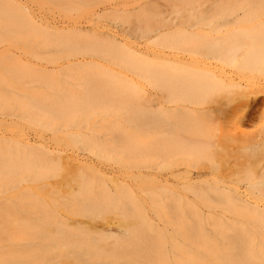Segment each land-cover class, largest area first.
<instances>
[{"label":"bare ground","instance_id":"1","mask_svg":"<svg viewBox=\"0 0 264 264\" xmlns=\"http://www.w3.org/2000/svg\"><path fill=\"white\" fill-rule=\"evenodd\" d=\"M184 1L154 0L139 8L150 13L139 12L130 29L146 38V46L127 44L130 38L125 32L120 38L112 30L99 29L95 22L101 16L98 12L86 21L87 25L58 26L36 19L24 5L0 2V42L9 37H34L50 43L52 35L64 56L56 67L64 72L78 73L99 66L103 58L117 59L159 88L146 98L148 108L125 113L136 128L146 129V146L142 149L141 144L122 138L118 144L119 150L146 157L147 164L137 175L147 183V191L138 181L125 179V172L113 168L108 171L94 158H84L79 152L67 155L42 142L20 140L26 151L42 146L50 152L51 161L76 164L80 174L69 190L72 201L66 208L70 215H58L52 228L46 227L47 215L35 222L16 217V232L5 233L2 224L7 217L1 216L0 237L38 239L25 242L21 254L16 252L21 249L11 244L9 251L15 249L18 256L30 257L32 262L26 259L30 264H44L50 250L69 252L76 264H264V208L258 203L264 199V163L245 178L238 176L236 169L221 177L212 175L216 164L204 171H195L190 164L196 155L223 149L219 138L212 135L215 129L229 126L228 135L248 156L264 143L262 137L242 130L239 118L251 117L250 113H256L264 101V86L260 87L258 80L253 79L250 87L242 81L245 72L264 71V0L213 3L183 20L173 12L178 8L176 3ZM118 12L108 8L101 13ZM181 42L195 44L184 51L174 49ZM0 66L4 70L0 71V80L12 83L20 78L21 68L15 62L3 61ZM85 85L86 91L81 94L68 89L66 95L57 94L50 100L49 95L35 91L28 100L16 103L39 122L80 120L102 108L107 92L113 93L105 81ZM217 90L231 93L232 107L223 110L204 105L209 93ZM3 91L0 103L12 105L14 99ZM124 101L119 96V102ZM242 105L247 107L245 112L239 110ZM38 163L19 152L12 155L0 151V176L37 179L46 175ZM240 181L255 201L241 195ZM214 206H225L248 221L239 224L240 220L231 217H227V223L218 220L212 234ZM108 210L115 211L116 217L99 224L85 225L74 218ZM15 252L0 258L6 260Z\"/></svg>","mask_w":264,"mask_h":264},{"label":"rangeland","instance_id":"2","mask_svg":"<svg viewBox=\"0 0 264 264\" xmlns=\"http://www.w3.org/2000/svg\"><path fill=\"white\" fill-rule=\"evenodd\" d=\"M150 1L154 0H0V2L8 3L10 6L23 7L24 5L36 19L50 22V25L55 22L58 26L72 23L87 25L86 21L98 12L101 16L95 22L98 24L99 29L112 30L120 38L123 37L120 34L127 33L126 35H129L130 40L125 42L131 46H146L144 44L146 38L136 36L137 33H134L130 28L135 23L139 12H141L140 14L150 13L145 9L139 10L140 7L145 6ZM156 1L161 3L164 0ZM219 2L230 3V0H185L184 3H176L178 8L173 14H178L181 19L186 20L191 12L197 13L201 8L212 7L213 3ZM108 8L118 9L119 12L109 15L101 13ZM121 10L127 12H121ZM44 35L47 34L44 33ZM192 38V40L197 39ZM194 44L181 42L173 47L176 50L184 51L187 48H192ZM0 54H4L2 55L4 62L13 61L18 68H21L20 78L13 79L12 83L2 81V78L0 80V90L3 91L2 89H4L3 92L8 93L14 99V101L12 100L14 103L9 106L0 103V151L7 150L12 155L18 152L24 154L33 160L39 161L38 166L40 164L39 167L46 171V175L37 179L29 176H15L6 178V180L3 176H0V222L3 220L1 216L7 217V220H3L4 223L2 224L5 227L1 226L4 228L5 233L16 232L14 226L18 225L15 222L18 218L27 222H35L47 215L49 217L46 219L48 223H46V227L50 229L54 225V221L57 220L58 215H70L69 206L67 205L72 201V196L69 194V190L76 184L80 174L76 164L67 165L51 161L50 152H45L47 150L42 146L28 147L29 151H26L19 144L20 140L42 142L49 149L51 145L54 148L64 150L67 155L71 152H79L84 158L96 159L98 164L108 171L113 168L125 172V179L138 181L143 191L148 190L147 183L137 175L138 172L144 170L147 164L146 157L119 150L118 144L120 138H122L134 141L137 145L141 144L142 149L146 146V129L136 128L130 121L129 113H125L128 109L130 111L131 109L142 110L148 108L146 98L151 96L152 93L158 92V85L149 81L136 70L125 67L117 59L103 58L99 60L101 63L99 66L78 73L64 72L65 70L56 67L57 63L64 61V56L62 49L52 40V35L50 36V43H45L42 38L17 39L16 37H9L0 42ZM2 60L0 63L3 62ZM0 71H4L1 66ZM99 71L104 74L100 73V75ZM253 79L258 80L260 87H263L264 71L245 72L242 81L249 84L247 86L250 87ZM96 81L107 82L113 93L107 92L108 99L104 98L102 100V103H104L102 108L94 110L90 115L82 116L80 120L71 121V119H67L53 124L39 122L37 118L23 113L16 103L28 100V96L35 91L49 95L50 100L56 98L57 94L66 95L68 89L69 92L74 94H81L82 91H86V83L93 85ZM3 82H6V84H3ZM117 92L122 95H118ZM119 96L124 97L123 104L119 102ZM230 96H232L231 93L226 90L210 92L204 99V105L212 104L213 106L216 105L215 107H220L223 110L226 108L227 110L234 103L232 97L229 98ZM258 107L256 113H250L251 117L248 115L239 117L242 121L240 128L255 134L260 139L261 137L264 139V101ZM246 109V105H242L239 110L245 112ZM228 127L215 129L214 134H212L219 138L221 147L224 145L223 149L216 151L217 153L207 151L204 154L196 155L190 162L193 170L204 171L209 165L216 164L218 167L215 173L212 174L214 176H229L231 170L236 169L238 176L245 178L249 176L248 173L252 174L260 164L264 163V143L262 146L249 151L250 156H248L246 151L235 146V142L228 135ZM73 137H80L82 140H75ZM19 149L23 153H20ZM246 157L248 159L244 160ZM114 174H117V171ZM239 187L242 192L241 195L246 200L255 201L251 193L246 190L244 181H240ZM258 203L264 208V199L258 201ZM212 208V234H214V224L218 220L227 223V217H231L240 220L239 224L248 221L244 216H236L233 211L225 208V206L222 208L214 206ZM115 217V211L108 210L87 214L86 216H75L74 218L82 220L85 225H88V222L99 224L100 222L103 223L102 221H111ZM12 220H14V224ZM248 226L251 228L250 224ZM16 228L19 229V227ZM217 236H220V234H217ZM31 238L33 243L38 240L32 236L14 240L13 237L8 239L0 237L1 257L8 252H15V249L9 251L10 244L21 249L27 246L25 242H28ZM167 238L165 236L166 240H168ZM20 251L22 249L16 250L18 254H21ZM16 252L15 256L13 253V256L9 257L10 260L9 258H5L7 261L0 258V264H30L28 263L30 257L27 259V256H21V258ZM6 255H9V253ZM26 259L29 261L26 262ZM43 261L44 264H76L75 259L69 255V252L58 250H50Z\"/></svg>","mask_w":264,"mask_h":264}]
</instances>
